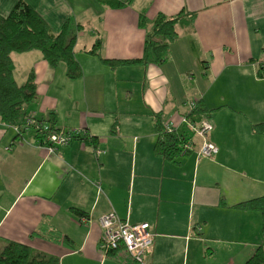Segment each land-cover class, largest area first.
I'll list each match as a JSON object with an SVG mask.
<instances>
[{"label":"crops","instance_id":"obj_1","mask_svg":"<svg viewBox=\"0 0 264 264\" xmlns=\"http://www.w3.org/2000/svg\"><path fill=\"white\" fill-rule=\"evenodd\" d=\"M17 1L0 0V13ZM26 1L56 33L68 19L82 25L75 52L83 69L69 79L37 49L14 52L18 83L32 70L37 76L38 100L28 110L38 117L53 110L57 127L86 133L50 154L32 134L21 137L0 121V241L57 255L60 264H126L125 255L100 247V217L114 210L130 223H150L151 264H245L263 241L262 214L238 205L264 196V133L253 129L264 122V0H131L121 8L99 0ZM182 10L196 17L177 23L168 57L179 49L195 69L170 72L168 57L113 68L88 51L101 40L102 56L136 60L147 33L140 14L152 20ZM194 98L209 110L218 153L200 156L196 134L192 151L162 158L154 149L155 114L179 118ZM43 224L70 243L34 235Z\"/></svg>","mask_w":264,"mask_h":264},{"label":"trees","instance_id":"obj_2","mask_svg":"<svg viewBox=\"0 0 264 264\" xmlns=\"http://www.w3.org/2000/svg\"><path fill=\"white\" fill-rule=\"evenodd\" d=\"M99 1L110 7L121 8L131 0ZM190 13L192 14L188 23L196 17V13ZM190 13L186 10H182L176 16H166L159 13L152 20H149L147 15L140 14L139 24L147 29V33L144 54L136 60H112L102 56L100 51L101 40H98L88 51L98 55L102 61L113 68L119 64L137 62L159 64L166 60L170 54L171 44L178 38L177 23L184 16H190ZM81 30L82 25L76 24L72 19H68L61 31L56 33L39 11L33 8L26 0L17 1L8 14L0 13V121L5 126L11 127L16 132L15 127L23 126L28 117H31L38 121H48L50 126L48 131L50 132L51 130L63 128L57 127V114L53 110L45 117H38L29 112V106L38 100L37 76L32 70L28 74L29 77L26 82L18 83L16 77H14L15 66L12 54L14 52L25 53V51L37 49L43 53L45 60L51 66L57 68L60 63L65 64V73L69 79H79L83 76V69L77 60L75 46ZM258 74L264 77V61L260 63ZM197 102L196 106L191 110L186 105L187 111L180 116L185 115L187 121L180 124V127L173 132H168L165 126L173 118L164 121L162 115L155 114L156 142L154 149L157 155L174 160L180 155L193 150H184L183 148L188 140L191 139L194 142L195 132L190 124L209 119V110L202 98H197ZM253 129L257 133H264V122L254 124ZM114 130L116 131V128ZM85 131L83 130L75 137L83 135L86 133ZM17 133L21 137L28 133L32 134L39 146L46 148V142L42 138L41 132H38L37 129L30 128L28 133L25 130H20ZM238 206L247 210H257L262 214L263 241L245 264H264V196L244 201ZM73 211L76 216H84V212L79 208H73ZM33 232L34 235H41L54 241L59 240L70 243V238L67 234L63 235L59 231H49L44 224ZM60 261L59 256L44 253L30 247L28 244L14 240L0 241V264H60Z\"/></svg>","mask_w":264,"mask_h":264},{"label":"built area","instance_id":"obj_3","mask_svg":"<svg viewBox=\"0 0 264 264\" xmlns=\"http://www.w3.org/2000/svg\"><path fill=\"white\" fill-rule=\"evenodd\" d=\"M196 104L197 98L186 102L189 110L193 109ZM184 121H187L185 115L180 116L178 119L173 117V119L166 123V130L173 132ZM190 125L195 135L197 134L203 139V142L199 146V155L208 157L218 153V146L209 139L208 135L214 129V124L209 119H204L201 122ZM49 127L48 121H38L28 117L26 123L23 126L15 127V130L16 132L25 130L28 133L30 128L37 129L38 132H41L40 134L46 142L45 146L50 154L62 145L71 143L73 138L83 131L77 128H62L60 130H51L50 132L48 131ZM193 145L194 142L190 139L185 143L183 148L184 150H192L194 149ZM100 223L102 229H104L100 244L104 254L109 255L112 252H118L121 255H125L126 264H151L147 260V252L154 238L149 222L130 223L128 220L118 217L114 210H110V212L100 217Z\"/></svg>","mask_w":264,"mask_h":264},{"label":"rangeland","instance_id":"obj_4","mask_svg":"<svg viewBox=\"0 0 264 264\" xmlns=\"http://www.w3.org/2000/svg\"><path fill=\"white\" fill-rule=\"evenodd\" d=\"M180 36H182V37H186V38H188V36L185 34V36H183V34L182 35H180ZM184 39V38H183ZM176 42V41H175ZM177 49V48H176ZM173 55H174V57H173ZM183 58V56H182V53H180V51H179V49H177V50H174L173 51V53H172V57H171V55H170V57H168L167 58V60L166 61H169V63L168 64H166L165 66H164V68L167 70H170V72L171 71H173V70H175V71H180V69H195L196 67H197V65L194 63V60H190L189 58H187V60H186V62L184 63V60H181ZM19 62V61H18ZM15 64H16V66H17V68H15V70H16V72H15V75L17 76V77H19L18 76V74L17 73H19L20 74V65H18L17 64V60H16V62H15ZM59 66H61V67H63L64 69L66 68V66H65V64H63V63H60V65ZM58 66V67H59ZM179 68V69H178ZM172 69V70H171ZM14 70V71H15ZM60 70V69H59ZM196 73H199V69H197L196 70ZM200 76V75H199ZM64 78H66V77H64ZM19 79V81H21V77H19L18 78ZM67 80V79H66ZM134 94H136V95H138V92H136V93H134ZM188 95H190V94H188ZM134 100H136L135 98H134ZM133 103L135 104L136 103V101H133ZM124 105H125V103H124ZM123 105V106H124ZM130 106V105H129ZM125 107V106H124ZM123 107V108H124ZM126 108H128V106L126 107ZM130 108H131V106H130ZM132 109V108H131ZM114 128H116L117 129V125L116 126H114Z\"/></svg>","mask_w":264,"mask_h":264},{"label":"bare ground","instance_id":"obj_5","mask_svg":"<svg viewBox=\"0 0 264 264\" xmlns=\"http://www.w3.org/2000/svg\"><path fill=\"white\" fill-rule=\"evenodd\" d=\"M198 103V102H197ZM195 107V106H194ZM208 119V118H207Z\"/></svg>","mask_w":264,"mask_h":264}]
</instances>
